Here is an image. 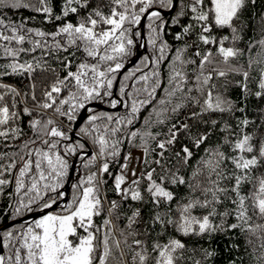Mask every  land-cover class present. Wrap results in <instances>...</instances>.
<instances>
[{
  "label": "snow or ice",
  "instance_id": "6c2138e0",
  "mask_svg": "<svg viewBox=\"0 0 264 264\" xmlns=\"http://www.w3.org/2000/svg\"><path fill=\"white\" fill-rule=\"evenodd\" d=\"M225 255L264 264V0H0V264Z\"/></svg>",
  "mask_w": 264,
  "mask_h": 264
},
{
  "label": "trees",
  "instance_id": "16d2710c",
  "mask_svg": "<svg viewBox=\"0 0 264 264\" xmlns=\"http://www.w3.org/2000/svg\"><path fill=\"white\" fill-rule=\"evenodd\" d=\"M22 15H23V16H30V15H32V13H30V12H28V11H24V12L22 13ZM37 23H39V18L37 19ZM33 215H36V214H33ZM226 260H227V256L225 255V257H224V264H226Z\"/></svg>",
  "mask_w": 264,
  "mask_h": 264
}]
</instances>
